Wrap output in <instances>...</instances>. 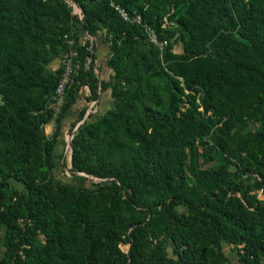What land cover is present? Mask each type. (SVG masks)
I'll list each match as a JSON object with an SVG mask.
<instances>
[{"label":"trees","instance_id":"trees-1","mask_svg":"<svg viewBox=\"0 0 264 264\" xmlns=\"http://www.w3.org/2000/svg\"><path fill=\"white\" fill-rule=\"evenodd\" d=\"M72 2L0 0V264H264V0ZM64 34L79 65L47 135ZM83 86L112 105L74 118L70 170L104 181L73 184L54 149Z\"/></svg>","mask_w":264,"mask_h":264},{"label":"rangeland","instance_id":"rangeland-1","mask_svg":"<svg viewBox=\"0 0 264 264\" xmlns=\"http://www.w3.org/2000/svg\"><path fill=\"white\" fill-rule=\"evenodd\" d=\"M72 10L76 13L80 12V8L75 3H72ZM170 41L173 43V50L179 51L181 45L176 36L171 37ZM104 96L106 101L103 102V105L99 107L96 106L95 103H93V106L89 111L92 113L93 119L100 116L107 108L112 105V100L108 92H106ZM72 123L73 120H70L68 122L65 121L61 128V131L58 134L54 149L55 165L52 169L53 175L63 182L73 184H87L93 181H104L103 179H98L84 172H73L70 170V137L72 135V131L75 128ZM53 128L54 126L46 124L44 125V131L47 135L52 132ZM120 246L122 249L128 248L127 244H121ZM2 249V246H0V254L2 253ZM168 252L171 253L170 249H168Z\"/></svg>","mask_w":264,"mask_h":264},{"label":"built area","instance_id":"built-area-1","mask_svg":"<svg viewBox=\"0 0 264 264\" xmlns=\"http://www.w3.org/2000/svg\"><path fill=\"white\" fill-rule=\"evenodd\" d=\"M69 1L71 2V4L73 3L72 0ZM110 4L118 11L122 18L130 21H135L141 24L147 32L150 41L157 43L156 34L154 30L151 26L147 25L142 21L141 16L139 14H135L130 17L124 9L119 7L113 1H111ZM78 14L80 15V12H78ZM64 39L66 43V49L63 51L59 58L60 72L56 80V84L51 93V98L49 100V106L51 107L52 115L50 120L45 123L46 125L51 126L55 125V120L61 112V109L66 100V88L68 84L72 81V77L75 74L79 65L74 38L64 34ZM159 46L161 47V45ZM259 196H264L263 188L260 189Z\"/></svg>","mask_w":264,"mask_h":264},{"label":"crops","instance_id":"crops-1","mask_svg":"<svg viewBox=\"0 0 264 264\" xmlns=\"http://www.w3.org/2000/svg\"><path fill=\"white\" fill-rule=\"evenodd\" d=\"M86 37H88L86 32L84 30H81L80 40H84ZM92 43H94V71L98 74L100 79H106L112 73V70L106 65L105 61L106 55L109 51V47L106 43L102 42L101 36H97ZM58 65L59 59L55 58L50 63H48L47 67L50 70H54L58 67ZM106 92H108L109 94V89L100 92L97 99H90L89 101H87L86 97L89 95V89L87 86H83L77 93L76 101L68 109L64 118V122H68L70 120L74 121V118L77 116L80 108L85 107L86 113H88L91 110L93 103H95L96 106L101 107L103 105V102L106 101L104 96Z\"/></svg>","mask_w":264,"mask_h":264},{"label":"water","instance_id":"water-1","mask_svg":"<svg viewBox=\"0 0 264 264\" xmlns=\"http://www.w3.org/2000/svg\"><path fill=\"white\" fill-rule=\"evenodd\" d=\"M72 136V135H71ZM70 139H71V137H70Z\"/></svg>","mask_w":264,"mask_h":264}]
</instances>
